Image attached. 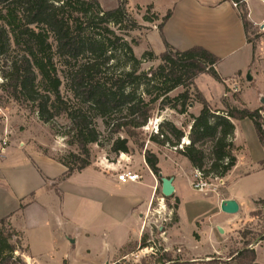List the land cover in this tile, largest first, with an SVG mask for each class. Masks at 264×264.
<instances>
[{
  "label": "trees",
  "instance_id": "1",
  "mask_svg": "<svg viewBox=\"0 0 264 264\" xmlns=\"http://www.w3.org/2000/svg\"><path fill=\"white\" fill-rule=\"evenodd\" d=\"M232 1L242 10L240 18L247 41L255 51L256 45L249 40L254 24L249 21L246 3ZM128 3L129 0H118L116 9L105 11L98 0H0L3 90L13 100L35 107L45 124L61 116L69 120L70 144L76 145L79 151L57 160L67 169L61 180L91 165L90 146L100 145L102 137L97 127L99 119L110 133L123 132L133 138L137 130L148 124L152 105L159 100H162L161 110L168 108L180 115H188L194 103L201 106L198 116L191 115L189 144L177 151L205 179H225L238 161V148L234 144L235 121L250 120L264 149V108L251 111L232 104L227 97L221 102L224 110L212 107L195 81L201 75H209L225 84L216 70L221 59L202 47L179 51L169 45L163 29L172 10L161 19L155 13L144 16L147 23L161 21L158 30L165 52L157 56L153 51H146L137 58L133 46H139L140 41L130 43L126 37L143 27L129 12ZM157 60L161 65L156 69L141 71L143 63ZM63 86L68 95L62 93ZM148 87L154 93L150 102L145 100L146 95L152 94ZM180 87L184 91L170 98L169 94ZM229 93L226 86V94ZM233 98L240 100L236 94ZM159 128L160 133L153 141L163 147L176 148L187 137L170 121L163 122ZM128 138H117L111 146L112 153L128 154ZM144 157L159 178L157 155L146 151ZM260 165L264 168V161ZM178 204L176 200L175 209ZM249 246L251 242L247 241L243 250L231 256L232 260L237 264H258L257 253ZM147 248L155 251L144 235L139 249ZM26 252L22 235L12 227L8 217L1 219L0 264H27L23 259ZM224 263L215 259L197 262L174 259L169 252H163L157 261V264Z\"/></svg>",
  "mask_w": 264,
  "mask_h": 264
},
{
  "label": "crops",
  "instance_id": "2",
  "mask_svg": "<svg viewBox=\"0 0 264 264\" xmlns=\"http://www.w3.org/2000/svg\"><path fill=\"white\" fill-rule=\"evenodd\" d=\"M98 1L105 11L118 7V0H113L117 4L114 9L108 7L113 5L111 0ZM131 1L128 3L129 10ZM149 6L153 7L154 13L160 19L172 10V16L165 24L163 34L173 48L186 51L193 47H202L221 59L216 70L225 84L214 79L222 86V94L216 100H208L213 108L224 110L219 105H222V99L227 97L226 86L231 88L228 82L233 79H236L239 85L243 80L245 82L241 102L236 101V104L249 109L243 96L247 89L254 88L259 102L254 110L263 108L260 104L264 103V42L253 50V46L247 41L240 13L233 7L231 0H169L161 11L157 10L155 3L149 4L147 8ZM133 7L145 8L140 5ZM246 7L249 21L257 27L263 25L264 12L254 16L256 9L264 7L261 0H247ZM159 25V21H156L150 26H145L149 30L144 39L151 34L160 35ZM161 40L165 52L162 37ZM226 60L233 61L231 70L224 73L221 67ZM201 76L196 79V86ZM197 88L199 89L198 86ZM200 92L204 95L201 90ZM204 97L206 98L205 95ZM196 109L197 113L193 115L198 116L201 106L196 105ZM239 122L241 121L234 122L236 147ZM188 135L189 133L183 140L189 142ZM177 154L181 159L179 168L172 158L168 162L157 156L161 170L160 177L157 178L143 157L142 162L139 161L142 163V175L138 173L141 180L136 183H122L118 180V174L121 172L119 168L123 166L109 163L107 160L101 164L91 163L83 171L61 180L67 169L53 157L36 153L34 150L0 148V220L8 217L12 227L22 235L23 245L27 249L23 259L27 264L127 262L130 256L135 255L134 248H140L148 223L147 217L152 211L159 184L162 185L161 179L168 178L173 180L175 190L172 201H179L176 209L177 227L171 228L163 238L167 246L166 252H172L178 243L184 245L181 240L184 221L181 215L185 202L181 197L183 180L188 179L192 187L190 175L196 172L184 156ZM263 161L264 157H261L256 161H249L245 166L237 161L235 168L226 177L229 184L224 195L218 198L219 209L223 201L233 200L239 205V212L235 215L240 214L242 220L243 215L254 211V207L249 211L246 206H255L256 202L264 201V168L260 165ZM129 168L128 170L132 169ZM147 177L151 178V185L144 181ZM147 189L150 192L147 193ZM243 208L246 214L243 213ZM201 216L202 214L197 213L189 217L196 229L193 232L196 248L200 247V232L207 224ZM232 219L227 218L226 221ZM177 228L180 232L179 238L174 234ZM218 229L220 231L221 227ZM227 231L226 238L220 242L225 243L236 230L229 228ZM220 233L224 234V231ZM253 247L258 260L261 250H264V239ZM186 248L192 253V262L203 258L210 259L211 256L218 257L226 251L225 246L224 249H219L214 240L208 254L195 252L187 246ZM224 264L237 263L231 259L226 260Z\"/></svg>",
  "mask_w": 264,
  "mask_h": 264
},
{
  "label": "rangeland",
  "instance_id": "3",
  "mask_svg": "<svg viewBox=\"0 0 264 264\" xmlns=\"http://www.w3.org/2000/svg\"><path fill=\"white\" fill-rule=\"evenodd\" d=\"M112 7L109 9H114L116 7V2L113 0ZM116 1V0H115ZM232 1V0H231ZM245 1V0H244ZM151 3H155L158 11L164 9L165 5L169 3V0H132L129 12L135 20L143 27L150 26L151 24L144 21V16H151L154 13L153 10L148 11L147 6ZM108 5V4H107ZM136 5L145 6L144 9L139 7H133ZM242 13V10L240 9ZM264 12V7H260L254 11V16L257 17L262 15ZM161 21H159V24ZM141 28L138 31L131 32L129 37H126L127 41L131 43L133 40L140 41L139 46H133L134 53L137 58H141L142 55L148 51H153L156 55H160L164 52V46L162 45V40L159 34H151L146 39H144L148 30ZM249 40L256 46L264 42V31H261L260 27L254 26L253 33L249 34ZM252 45V44H251ZM233 60H226L222 65V70L224 73L231 70V62ZM120 65L122 64L119 62ZM161 65V61H153L143 63L141 66L142 72H148L151 69H156ZM2 63H0V148H17V150H34L36 153H41L44 155H49L56 160L65 159L70 153H78V147L76 145H71V139L68 136L71 124L66 116H61L56 118L52 123H43L37 113V109L31 104H22L13 100L8 93H6L2 86L4 83ZM233 79L229 81V85H232ZM244 80L239 85L238 91H233L230 89V93L227 95V99L234 105L236 101L232 100L233 95H239L241 99L242 92H244ZM197 86L204 93L206 99H218L222 94V86L217 83L213 77L209 75L201 76L197 81ZM149 91L152 93L153 89L148 87ZM184 91L182 87L174 90L169 94L170 98H175ZM62 93L68 95L67 89L63 86ZM154 98V93L151 95H146V102H150ZM247 107L250 110H254L258 105V96L255 93L254 88H249L246 90L243 96ZM213 101V100H212ZM241 102V100H240ZM197 103L188 109V115H180L175 111L168 108L161 110L162 100L157 101L152 105L153 112L152 118L149 120L148 124L136 131V136L133 138H128L125 133L121 132L119 134H112L105 126L102 120L97 121V127L101 133L100 145H91V163H99L107 160L109 163L120 164L123 166L119 169L122 171L127 170L125 166L131 167L129 171H135L142 175V158L145 156L146 151H150L160 157L163 161H171V158L175 160V165L179 168L180 156L177 154L171 146H160L156 144L153 140L160 133L159 126L165 122L170 121L174 123L179 129H181L185 135L190 132L191 115L197 113L196 109ZM264 108V103L260 104ZM220 108L223 105H219ZM264 115V112H263ZM238 133L236 135L237 144V158L238 161L245 166L249 161H256L261 157H264V149L259 142L253 123L250 120H245L237 123ZM117 138H128L129 153L128 154H114L111 151V146ZM161 140V139H160ZM6 142V144H5ZM183 142V140H182ZM181 142V144H182ZM189 143L184 140V144ZM240 148V149H239ZM180 150V149H179ZM135 168V169H133ZM130 169V168H129ZM195 173L191 174L192 182L194 181ZM205 179V178H204ZM147 185H151V178L147 177L144 179ZM209 185L208 192L199 193L191 187L188 179L183 180V186L181 191V197L185 199L184 208L182 210V241L184 245L178 243L173 249L172 257L174 259L180 258L186 261H192V253L188 251L189 249L202 253L208 254L213 247V240L215 244L218 245L219 249H224L226 251L221 256H211L210 259L219 260L226 262V260H231L236 252L241 251L245 247L247 241L251 242L250 249H253V245L257 244L264 236V201H259L254 204L246 206V210L254 211L248 215H243L242 220H240V214L238 215H228L225 214L218 207V198H221L228 186V180H204ZM148 188V187H147ZM150 190L147 189V193ZM170 198H164L162 194V187L159 184V189L157 196L154 199L152 205V211L149 214L147 227L144 235H146V242L154 245V249H136L134 256H130L127 264H157L158 259L161 257L163 252H166L167 246L164 243V235L173 227H177V212L175 207V201ZM245 208H243V213L246 214ZM202 214V219L206 220V226H204L200 232L202 236V241L200 247H195V240L193 238L194 224L189 217L195 214ZM227 218H233L231 221H226ZM224 231L221 234L219 229ZM232 228L236 230L229 239L223 243L220 240L225 239L228 234V229ZM179 228L174 230V234L179 238L180 232ZM251 234V235H249ZM244 237V238H243ZM200 239V237H199ZM186 245V246H185ZM210 259L203 258L199 261H208ZM258 264H264V250L262 249L259 258L257 260Z\"/></svg>",
  "mask_w": 264,
  "mask_h": 264
},
{
  "label": "built area",
  "instance_id": "4",
  "mask_svg": "<svg viewBox=\"0 0 264 264\" xmlns=\"http://www.w3.org/2000/svg\"><path fill=\"white\" fill-rule=\"evenodd\" d=\"M233 2V1H232ZM245 3L247 2V0L244 1ZM262 4H264V0H261ZM233 7L239 11L240 13V6L233 2ZM261 31H264V24L259 26ZM231 88L233 89V91L237 92L238 88H239V84L237 83L236 80L233 81ZM228 95V94H227ZM6 144V142H5ZM189 144V143H188ZM184 140L182 142V144L176 148H173L175 151H177L178 149H183L184 146ZM187 145V144H186ZM119 165V164H117ZM125 169L127 170H122L119 174H118V180L122 183H136L139 182L141 180V176L138 173H133L132 171L128 170V167H125ZM204 177L203 174L200 172H195V176H194V181L192 182V187L195 191L200 192V193H206L208 192V183H206L204 181Z\"/></svg>",
  "mask_w": 264,
  "mask_h": 264
},
{
  "label": "water",
  "instance_id": "5",
  "mask_svg": "<svg viewBox=\"0 0 264 264\" xmlns=\"http://www.w3.org/2000/svg\"><path fill=\"white\" fill-rule=\"evenodd\" d=\"M162 194L164 198H170L174 194V187L172 185L173 180L168 178H162ZM221 210L223 213L228 215H235L239 212V205L233 200L223 201L221 205ZM222 232V230L220 229Z\"/></svg>",
  "mask_w": 264,
  "mask_h": 264
},
{
  "label": "bare ground",
  "instance_id": "6",
  "mask_svg": "<svg viewBox=\"0 0 264 264\" xmlns=\"http://www.w3.org/2000/svg\"><path fill=\"white\" fill-rule=\"evenodd\" d=\"M187 143H185V145H186Z\"/></svg>",
  "mask_w": 264,
  "mask_h": 264
}]
</instances>
